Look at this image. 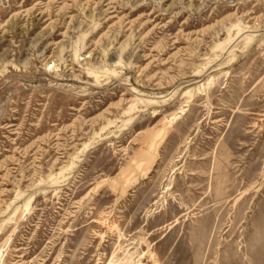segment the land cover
I'll use <instances>...</instances> for the list:
<instances>
[{
    "label": "rangeland",
    "instance_id": "obj_1",
    "mask_svg": "<svg viewBox=\"0 0 264 264\" xmlns=\"http://www.w3.org/2000/svg\"><path fill=\"white\" fill-rule=\"evenodd\" d=\"M0 264H264V0H0Z\"/></svg>",
    "mask_w": 264,
    "mask_h": 264
}]
</instances>
